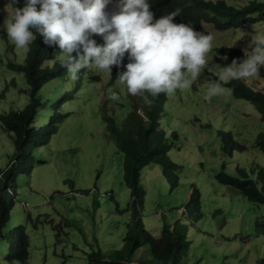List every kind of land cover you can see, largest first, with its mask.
<instances>
[{
    "label": "rangeland",
    "instance_id": "rangeland-1",
    "mask_svg": "<svg viewBox=\"0 0 264 264\" xmlns=\"http://www.w3.org/2000/svg\"><path fill=\"white\" fill-rule=\"evenodd\" d=\"M250 1L230 5L244 8ZM5 4L6 0H0V23L12 16L11 6ZM203 27L213 36L205 67L191 87L166 94L164 100L162 126L172 142L168 155L181 166L179 184L172 190L158 164L144 168L143 221L157 239L166 224L180 222L183 242L190 243L188 264H263L264 231L258 224L264 222V205L248 201L216 176L225 171L240 177L238 170L244 169L258 181L264 155L255 143L264 133V124L251 103L236 100L215 78L225 66H232L231 58L220 56L217 50H241L250 34H264V21L237 31L220 32L209 24ZM28 51L17 49L0 29V94L8 91L0 97V115L28 102L24 77L6 67L11 61L23 62ZM251 51L249 47L244 54ZM114 69L111 75L94 67L88 70L81 99L75 94L71 108L60 110L64 117L56 125V134L49 145L36 151L31 178L22 177L16 183L15 214L27 226L30 257L26 263L14 264H88L93 251L123 248L126 226L134 214L132 191L125 182V157L105 135L103 117H114L122 125L132 110L133 96L119 81L112 83ZM246 81L258 90L264 88L257 75ZM217 83L223 94L208 99V90ZM113 93L119 95L118 101L110 99ZM48 126L44 124L46 130ZM221 131L231 133L247 149L224 153ZM13 154V142L0 123L1 170L10 169ZM195 188L201 193L199 213L192 202ZM137 257L146 258V249ZM0 264L11 263L0 256Z\"/></svg>",
    "mask_w": 264,
    "mask_h": 264
},
{
    "label": "trees",
    "instance_id": "trees-1",
    "mask_svg": "<svg viewBox=\"0 0 264 264\" xmlns=\"http://www.w3.org/2000/svg\"><path fill=\"white\" fill-rule=\"evenodd\" d=\"M236 1L148 0L155 18L181 8V16L176 17L174 22L190 24L204 34L209 33L202 27L203 23L224 32L264 21V0H251L244 8L230 5L231 2ZM18 6H23V0H20ZM97 42L102 43L101 40ZM52 52L54 53L53 48L43 44L42 38L37 35L29 45V51L23 62L11 61L6 64L8 71L24 77L26 88L23 93L28 99L27 104L20 106L17 104L15 110L0 115L1 127L14 145L10 169H0V256L3 261L11 264L16 261L26 263L30 257L27 226L24 222L19 223L15 214L16 183L22 182V177L31 178L36 162V151L49 145L53 135L56 134L59 128L56 125L62 122L61 118L64 117L60 110L64 106L71 108L70 103L75 94L81 99L79 94L85 89L83 88L86 81L85 74L91 69H82L78 73V79L72 80L67 69L61 64V61L65 62L67 57L65 60L64 57H60L51 63ZM217 52L230 58H239L241 53L233 48H221ZM122 70L123 68L116 69L114 82L117 80V72ZM258 75L263 79L260 84L264 85V67L260 68ZM252 87L246 80H231L225 84L228 93L236 100L251 103L264 123V88L258 90L257 87ZM6 91L7 89H4L0 94L1 99L5 97L8 92ZM162 95L163 93L154 98L151 106L145 104L141 96H133L132 110L122 125H119L114 117L109 115L103 117L105 135L115 142L117 149L125 157V182L132 191L134 214L132 221L126 226L123 248L108 253H103L101 250L93 251L88 255V264L189 263L190 243L183 242L180 222L174 226L166 224L162 229L161 237L157 239L146 229L142 216L146 197L142 176L147 165L152 163L160 165L172 190L179 184L181 166L175 164L168 155L172 149V142L162 126ZM45 123L49 125L47 130L44 128ZM219 134L224 153L232 154L235 151L246 150V147L239 144L231 133L221 131ZM257 147L264 153V133L259 135ZM238 172L240 177L222 171L216 179L219 183L240 191L248 201L264 205V169L259 172L257 182L250 178L246 170L239 169ZM193 195L192 202L199 213L200 190L195 188ZM14 226L17 228L15 229ZM258 227L264 231V222L258 224ZM144 249L147 251V257L138 258V254ZM261 263L264 264V260Z\"/></svg>",
    "mask_w": 264,
    "mask_h": 264
},
{
    "label": "clouds",
    "instance_id": "clouds-1",
    "mask_svg": "<svg viewBox=\"0 0 264 264\" xmlns=\"http://www.w3.org/2000/svg\"><path fill=\"white\" fill-rule=\"evenodd\" d=\"M19 3L20 0H6L5 7L11 6L12 16L0 23V29L17 49L28 51L39 35L42 43L54 50L50 62L67 57L61 64L72 80L78 79L82 69L94 67L111 75L115 66L114 83L116 69L123 68L117 72L115 83L119 81L129 97L141 96L149 106L163 93V108L166 94L191 87L212 49L211 34L174 22L181 16V8L155 18L148 0H23L22 7ZM249 47L251 54H244ZM236 50L241 52L239 58H231L232 66H225L215 79L224 87L231 80H247L256 75L263 80L258 72L264 67V34H250L244 48ZM219 83L208 90V99L223 94ZM110 99L118 101L120 97L113 93ZM255 147L259 150L257 140Z\"/></svg>",
    "mask_w": 264,
    "mask_h": 264
}]
</instances>
